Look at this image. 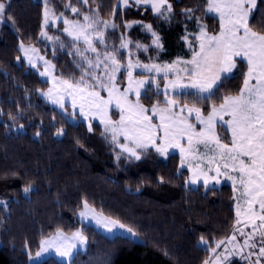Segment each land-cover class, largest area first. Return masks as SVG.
<instances>
[{
	"label": "snow or ice",
	"instance_id": "snow-or-ice-1",
	"mask_svg": "<svg viewBox=\"0 0 264 264\" xmlns=\"http://www.w3.org/2000/svg\"><path fill=\"white\" fill-rule=\"evenodd\" d=\"M88 4L89 0H77L76 5L67 0L57 13L56 5L43 0L40 24L39 35L53 45V56L57 45L61 51L69 49L79 77L54 75L52 62L21 40L23 60L50 85L46 91L38 89L40 94L60 110L65 123L71 116V125L76 126L79 117L92 132L93 121L98 120L102 137L113 146L117 168L122 160L140 161L153 153L167 159L178 153L179 164L169 182L183 176L185 169L184 187L191 190H199L201 182L206 191L230 182L235 201L232 234L211 242L202 235L200 243L209 252L202 264H233L234 257L246 264H264V30L252 23L258 11L264 17V0H204L185 7L179 13L185 24L180 39L187 52L170 62H158L164 44L152 23L124 20L119 44L108 39L121 27L115 17L127 15L131 8L150 9L154 20L171 26L177 14L170 0H116L112 19H102L95 8L82 11ZM11 7V0H0V23L16 25ZM68 10L76 18L66 15ZM204 19L218 21V30L209 31ZM193 20L195 28L189 32L188 22ZM134 27L150 35L151 41L137 40L133 50L128 32ZM49 28L62 35H50ZM150 52L155 55L148 62L140 59V53ZM238 75L242 76L238 88L222 91ZM145 98L152 100L150 106L142 102ZM9 119L15 122L18 117L10 113ZM63 134V128L56 129L55 135ZM158 179L165 182L163 176ZM22 191L25 196L33 191L32 182ZM8 203L0 200L5 207ZM75 214L81 227L69 233L57 225L48 235L42 233L35 255L25 241L28 264H49L53 252L59 259L51 264H74L88 244L89 229H102L112 238L138 235L131 224L98 211L86 198Z\"/></svg>",
	"mask_w": 264,
	"mask_h": 264
},
{
	"label": "trees",
	"instance_id": "trees-1",
	"mask_svg": "<svg viewBox=\"0 0 264 264\" xmlns=\"http://www.w3.org/2000/svg\"><path fill=\"white\" fill-rule=\"evenodd\" d=\"M65 2L50 0L56 5L57 13L64 10ZM71 2L77 4V0ZM170 2L177 14L171 26L154 20L150 9L145 12L143 8L139 11L131 8L127 15L115 17L121 27L108 38L118 44L124 20H143L152 23L162 37L164 50L160 60L184 56L187 50L180 37L185 24L180 22L184 18L179 13L204 0ZM114 3L116 0H89L81 10L95 8L102 19H112ZM11 5L16 25L0 24V200L9 202L7 207L0 204V264H28L25 241L30 242L34 253L41 234L48 235L57 225L69 233L81 227L75 213L82 198L105 215L131 224L140 241L86 230L88 244L75 256L74 264H202L209 258V252L207 245H201L200 237L203 235L211 242L232 232L235 221L232 188L227 184L216 187L215 191H206L202 185L199 190L185 188L187 170L169 182L179 164L177 154L165 159L153 153L131 163L122 160L117 168L113 146L102 137L100 125L93 122V131L89 132L88 125L82 121L76 126L71 121L65 123L60 111L39 94L38 89L44 90L47 83L22 59H16L23 40L47 53L58 76L80 75L66 50L57 48L53 56V51L38 40L43 1L11 0ZM65 14L76 18L70 10ZM203 22L209 31L218 30V21L204 19ZM252 23L257 30H264V17L259 11ZM58 27L62 28L61 22ZM194 28L195 21L188 22V31ZM48 31L62 35L56 29ZM128 35L133 44L137 40L149 43L151 39L139 27L130 29ZM241 80L242 76L238 75L225 83L222 91L238 88ZM142 102L150 105L152 100L145 98ZM10 113L18 117L15 122L9 119ZM21 124L23 130L19 129ZM57 128L64 129L62 136L55 135ZM37 131L42 135L37 136ZM12 171L18 176H12ZM5 173H8L6 178ZM160 176L164 177L162 184ZM29 181L33 191L25 196L22 189ZM54 260L57 259L51 257L49 264ZM233 264L245 263L234 259Z\"/></svg>",
	"mask_w": 264,
	"mask_h": 264
},
{
	"label": "rangeland",
	"instance_id": "rangeland-1",
	"mask_svg": "<svg viewBox=\"0 0 264 264\" xmlns=\"http://www.w3.org/2000/svg\"><path fill=\"white\" fill-rule=\"evenodd\" d=\"M43 1V0H42ZM71 12V11H70ZM80 19H82V17H80ZM61 23H62V21H61ZM1 24V23H0ZM62 28H63V23H62ZM61 28V29H62ZM189 32H191V31H189ZM50 34V33H49ZM50 35H53V34H50ZM66 39H67V37H66ZM109 39V38H108ZM38 40H40V41H42L43 42V45L45 46V47H48L51 51H53V45L51 44V43H49L48 41H46V40H44L42 37H40V35H38ZM150 41H151V39H150ZM111 40L109 39V43L111 44ZM142 43H144V42H142ZM150 43V42H149ZM118 44H119V42H118ZM117 44V45H118ZM135 44V43H134ZM134 44H133V50H134ZM25 45L27 46V45H32V46H34V47H36L38 50H39V55H41V56H44L46 59H48V60H50L51 61V59L47 56V53H44V52H42L40 49H39V47L37 46V45H35V44H33V43H25ZM184 46H185V44H184ZM57 48H59L58 47V45H57ZM185 48H186V46H185ZM63 50H66L67 52H69V49L68 48H65V49H63ZM187 50V49H186ZM126 55V54H125ZM20 56H21V59L23 60V56H22V54L20 53ZM149 56H151V55H149V53L148 54H144V53H140V59L142 60V61H144V62H148V57ZM73 57V56H72ZM73 59H74V57H73ZM24 61V60H23ZM171 61V60H170ZM170 61H166V60H160L159 59V61L158 62H170ZM52 62V61H51ZM24 63L26 64V66L28 67V68H30L31 70H33L39 77H40V75H39V73L35 70V69H33V68H31V66L30 65H28V63L26 62V61H24ZM52 64L54 65V63L52 62ZM40 71H43V66L41 65V67H40ZM53 74L54 75H56V76H58L57 74H56V68L54 67V70H53ZM123 78V77H122ZM121 78V81L123 82V79ZM40 79H42L43 81H45L47 78L46 77H40ZM161 84H163V81H161ZM50 87V85L47 83V87L44 89V90H42V91H46L48 88ZM39 94H40V91H39ZM40 96L49 104V105H51L52 107H54L55 108V106L54 105H52V104H50L41 94H40ZM148 106H150V105H148ZM57 110H59V109H57ZM60 111V110H59ZM71 108H69L68 109V112L69 113H71ZM77 117H78V114H77ZM67 119L69 120V121H71L72 122V117L71 116H68L67 117ZM78 119L80 120V121H82V122H84L83 120H82V118H79L78 117ZM93 122H96V123H98L99 124V121L98 120H96V121H93ZM84 123H86L87 124V122H84ZM88 125V124H87ZM101 127V126H100ZM175 154H177L178 155V157H179V154L178 153H175ZM186 170V169H185ZM223 184H227V185H229L231 188H232V186H231V183L230 182H227V181H222V183L220 184V185H217L216 187H219V186H221V185H223ZM201 185H202V182H201ZM234 210H235V204H234ZM77 216V219H78V221L80 222V219H79V217H78V215H76ZM94 227V226H93ZM97 231H99L100 233H102L103 235H105V236H107V237H111L109 234H107V233H105V232H103V230L102 229H100V230H97ZM245 231H250V229H245ZM231 234H232V232H231ZM230 234V235H231ZM132 240H134V241H140V238H139V236L137 235L136 237H133V238H131ZM237 239L238 240H240L241 242H242V238H240L239 237V235L237 234ZM86 249V247L84 248V249H81L80 250V252H83L84 250ZM218 251H223V249L221 248V249H219ZM33 255H35V252L33 253ZM51 257H54V258H56L57 260L59 259L58 257H56L55 256V253L53 252L52 254H51ZM48 257H47V255L45 256V259H47ZM234 259H238V260H240V261H242L241 260V258L240 257H234ZM244 262V261H243ZM245 264H246V262H244Z\"/></svg>",
	"mask_w": 264,
	"mask_h": 264
}]
</instances>
